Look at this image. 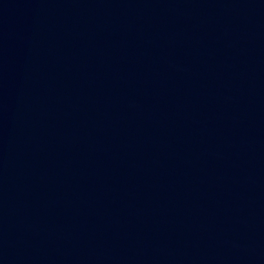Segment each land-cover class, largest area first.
<instances>
[{
  "label": "water",
  "instance_id": "1",
  "mask_svg": "<svg viewBox=\"0 0 264 264\" xmlns=\"http://www.w3.org/2000/svg\"><path fill=\"white\" fill-rule=\"evenodd\" d=\"M0 264H264V0H0Z\"/></svg>",
  "mask_w": 264,
  "mask_h": 264
}]
</instances>
